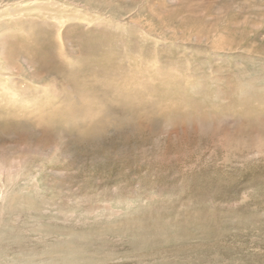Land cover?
<instances>
[{"label": "rangeland", "instance_id": "374dc122", "mask_svg": "<svg viewBox=\"0 0 264 264\" xmlns=\"http://www.w3.org/2000/svg\"><path fill=\"white\" fill-rule=\"evenodd\" d=\"M0 264H264V0H0Z\"/></svg>", "mask_w": 264, "mask_h": 264}, {"label": "bare ground", "instance_id": "6f19581e", "mask_svg": "<svg viewBox=\"0 0 264 264\" xmlns=\"http://www.w3.org/2000/svg\"><path fill=\"white\" fill-rule=\"evenodd\" d=\"M20 14H21V13H20ZM62 14H63V13H62ZM23 16H24V15H23ZM23 16H22V15H19V16L16 18V21H20V20L23 18ZM24 17H25V16H24ZM25 20H26V19H25ZM25 20H24V21H25ZM17 23H19V22H16V24H17Z\"/></svg>", "mask_w": 264, "mask_h": 264}]
</instances>
